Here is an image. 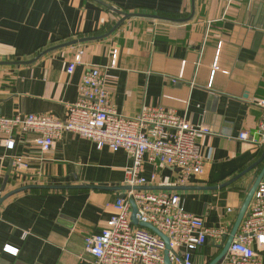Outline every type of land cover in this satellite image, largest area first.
Here are the masks:
<instances>
[{
	"label": "crops",
	"instance_id": "crops-1",
	"mask_svg": "<svg viewBox=\"0 0 264 264\" xmlns=\"http://www.w3.org/2000/svg\"><path fill=\"white\" fill-rule=\"evenodd\" d=\"M114 9L160 18L133 16L106 37L38 56L107 34L122 18ZM81 50L82 60L70 72ZM36 57L0 65V115L46 113L65 121L85 71L99 66L118 113L131 117L161 106L210 129L196 138L205 159L202 174L182 184L180 169L146 161L143 175L157 173L150 186L190 187L167 191L177 192L184 208L207 226L223 224L231 231L254 175L264 167L263 159L223 186L264 154V146L239 138L255 131L262 115L264 0L230 6L222 0H0V61ZM13 136L14 149L0 136V264H92L84 239L103 229L127 192L128 153L98 149L67 130L47 152L32 135ZM19 157L29 166L23 178L15 174ZM214 250L209 241L201 255L210 259Z\"/></svg>",
	"mask_w": 264,
	"mask_h": 264
},
{
	"label": "built area",
	"instance_id": "built-area-1",
	"mask_svg": "<svg viewBox=\"0 0 264 264\" xmlns=\"http://www.w3.org/2000/svg\"><path fill=\"white\" fill-rule=\"evenodd\" d=\"M222 1L230 6L235 0ZM83 53L81 50L75 55L69 66L70 72L81 62ZM116 56L114 54L112 65L116 63ZM1 94L0 89V97ZM258 104L262 115L256 130L242 131L239 138L262 147L264 98ZM66 130L93 141L98 149L124 150L132 161L126 169L125 179L126 185L132 189L127 190L124 198H117L113 204L114 212L103 229L84 239L85 251L92 257V264H166L165 241L140 223L153 224L169 237L172 264H197L199 260L210 263L211 259L201 255L209 241L215 247L213 254L220 253L225 236L230 233L226 225L207 226L202 217L184 208L177 192L135 189L150 186L157 180V173L151 178L143 175L146 161L155 166L162 164L180 169L182 184L192 175L202 174L205 159L196 138L199 134L210 133V129L197 127L186 117L161 106L144 107L139 115L131 117L118 113L111 103L107 74L99 66L85 71L79 98L69 105L65 121L46 113L0 115V136L5 137L3 144L8 149L15 148L13 134L17 132L32 135L39 150L47 152ZM14 164L16 176L23 178L28 162L19 157ZM216 264H264V178L227 253Z\"/></svg>",
	"mask_w": 264,
	"mask_h": 264
},
{
	"label": "water",
	"instance_id": "water-1",
	"mask_svg": "<svg viewBox=\"0 0 264 264\" xmlns=\"http://www.w3.org/2000/svg\"><path fill=\"white\" fill-rule=\"evenodd\" d=\"M114 8V7H113ZM116 10L118 13L122 14V18L120 19V21L105 35H101V36H94V37H88V38H81V39H77L74 41H70L68 43L62 44V45H58V46H54L51 48H48L44 51H42L38 56L44 55L54 49L57 48H61L65 45H71V44H75L77 42H84V41H89V40H94V39H100L103 37H106L110 34H112V32H114L118 26L126 19L133 17V16H153V17H159L158 15H150V14H141V13H125L122 12L118 9H114ZM160 18V17H159ZM37 58L36 57L34 59H31L29 61H18V62H10V61H0V65H7V64H24V63H32L34 62ZM264 159V154L261 157V159L251 165L250 167H248L247 169H245L244 171H242L240 174L236 175L233 179H231L229 182L225 183L223 186H226L230 183H232L233 181L239 179L240 177H242L243 175H245L247 172H249L251 169H253L258 163H260V161H262ZM262 178H264V167L258 171L255 175H254V180L252 181V183L249 185L247 192H246V196L245 199L241 205V207L238 209V213L236 216V219L234 221V224L232 226V229L230 231V233L228 235L225 236V243L220 251V253L208 264H216L218 263L227 253L235 234L237 233L245 215L247 214L248 208L250 206V203L252 201V198L254 196V193L260 183V181L262 180ZM190 187H185V186H140V187H136L135 189H139V190H152V189H156V190H184V189H188ZM124 189L126 190H130L132 189L129 186L124 187ZM16 192V191H15ZM120 197H125V194H122ZM5 199V198H4ZM2 199H0L1 201ZM135 209V208H134ZM134 222L136 223V220L134 219ZM142 226L149 228L150 230H152L154 233H156L157 235H159L166 243V250H165V263L166 264H172L170 261V257H169V253L171 250L170 247V240L169 237L163 233L162 231H160L157 227H155L153 224L150 223H140ZM197 264H205L203 260H199Z\"/></svg>",
	"mask_w": 264,
	"mask_h": 264
},
{
	"label": "trees",
	"instance_id": "trees-1",
	"mask_svg": "<svg viewBox=\"0 0 264 264\" xmlns=\"http://www.w3.org/2000/svg\"><path fill=\"white\" fill-rule=\"evenodd\" d=\"M218 254H219V253L213 254L212 258H210L211 261H212V260H213Z\"/></svg>",
	"mask_w": 264,
	"mask_h": 264
},
{
	"label": "rangeland",
	"instance_id": "rangeland-1",
	"mask_svg": "<svg viewBox=\"0 0 264 264\" xmlns=\"http://www.w3.org/2000/svg\"><path fill=\"white\" fill-rule=\"evenodd\" d=\"M247 192V191H246Z\"/></svg>",
	"mask_w": 264,
	"mask_h": 264
}]
</instances>
